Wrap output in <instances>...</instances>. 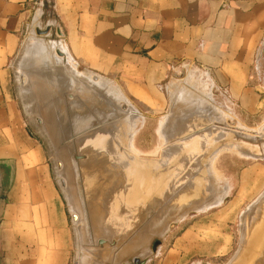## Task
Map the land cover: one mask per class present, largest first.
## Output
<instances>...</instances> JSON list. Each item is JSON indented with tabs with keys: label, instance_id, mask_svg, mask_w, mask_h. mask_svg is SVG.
<instances>
[{
	"label": "rangeland",
	"instance_id": "rangeland-1",
	"mask_svg": "<svg viewBox=\"0 0 264 264\" xmlns=\"http://www.w3.org/2000/svg\"><path fill=\"white\" fill-rule=\"evenodd\" d=\"M51 7V4L46 5V12L40 10L35 17L31 9L20 34L19 48L10 60V88L21 116L42 145L50 177L63 203L71 249L68 264H237L242 252L244 259L240 261H245L242 264H250L252 260V264H264V224L259 220L264 218V60L263 65L258 61V69L254 68L259 81L249 87L254 91L248 103L233 101L234 95L227 87L218 85L212 75L188 67L171 69L160 85L130 87L129 91L124 79L99 76L78 67L58 33L59 24ZM32 40L46 41L45 46L52 51L54 59L63 62L56 66L55 72L48 69L44 72L45 81L54 87L51 98L55 111L64 115L70 105L89 106L93 102L85 98L89 94L87 86L100 83L97 99L101 101L102 127L115 120L117 125L114 123L113 129L116 137L122 138V148L131 149L141 161H160L153 170L165 174L157 184L158 191L164 194L163 203L159 205V211L164 206L160 215L154 201L156 194L147 185L153 196L144 200L141 195L142 199L137 196L130 202L133 206L122 198L116 201V196L111 201L105 200L102 207L107 217L99 229L98 240L94 244L93 240L89 243L81 240L78 219H74L81 209L71 204L70 196L59 181L62 153L41 125L39 103L35 101V107L30 106L28 95L20 90L21 62ZM85 78L90 79L88 85L82 82ZM213 170L219 174L213 175ZM201 174L203 196L187 199L194 191H187L184 197V183ZM213 176L218 177H214V193L211 192ZM3 189L1 183L0 198ZM144 201L148 205L152 203L148 206ZM74 208H78L77 211ZM141 210L151 214L146 222L141 220ZM114 215L117 222L113 223ZM157 215L160 217L156 218V226L149 227ZM112 223L117 226L115 231ZM258 228L261 231L257 233ZM251 230L262 235L252 234ZM105 252L110 253L107 259L102 257ZM8 254L3 246L0 264H7Z\"/></svg>",
	"mask_w": 264,
	"mask_h": 264
},
{
	"label": "crops",
	"instance_id": "crops-1",
	"mask_svg": "<svg viewBox=\"0 0 264 264\" xmlns=\"http://www.w3.org/2000/svg\"><path fill=\"white\" fill-rule=\"evenodd\" d=\"M49 4L78 67L124 79L129 91L188 67L248 103L259 81L254 68L264 60V0H0V250L9 252L7 264H68L71 250L42 145L10 88V60L28 15Z\"/></svg>",
	"mask_w": 264,
	"mask_h": 264
},
{
	"label": "bare ground",
	"instance_id": "bare-ground-1",
	"mask_svg": "<svg viewBox=\"0 0 264 264\" xmlns=\"http://www.w3.org/2000/svg\"><path fill=\"white\" fill-rule=\"evenodd\" d=\"M40 31H43V30H40ZM41 39H43V38H41ZM37 42L32 40L31 44L28 46V48L24 52L25 54H23L24 57L22 56L23 60L21 62V67H20L21 72L19 73V76H18V81H19L20 87L22 88L20 90H22V93H25L28 95L29 100L31 102L30 106L35 107L34 106L35 101H37L40 105V107H38V108H39V110L41 109L40 110L41 117L39 116L40 118H42L41 120L39 118V120L41 121V125H42L44 131L48 134L49 138L53 141V143L54 142L57 143V146L55 145V147H57L58 150L62 153V155H61L62 159H59V160H62L63 164L61 163L58 166V167H60V168H58V169H60L59 173H58L60 184H61L62 188L64 189V191L67 193L66 195L70 196L69 200H70L71 204H73V206L75 205L76 207H79L81 209L79 216L76 218V219H78V222H77L78 223L77 231H79L78 234H79V236L83 242L85 241V242L89 243L91 240H93L92 241V243H93V242L98 240L99 229H101V227H102L101 225L103 224V222L106 220V217H107L105 215V211L102 207L103 203H105V200H107V199H110L109 201H111V199L116 196V201H118L119 198H122L126 201H129V203H130L132 201L134 202L135 197L139 196V198H140V195H141V197L143 199L142 198H140V199L144 200V197L148 196V198H149L150 195L153 196V194L150 193L151 191L147 187V185H149L152 188L153 193L156 194V196L154 195L155 196L154 201H155V206H156V208H158L157 210L159 211V205L161 203H163V198H164L163 195L164 194L162 195L161 194L162 192L160 193L158 191L159 187H157V184L159 182H161L160 179L163 178L164 173H161V171L159 173L153 172V170L156 169V165L160 164L159 163L160 161L150 162V163L146 160L141 161V160H139V158H135L130 147H129L130 151H127L125 148L121 147L122 138L116 137V135H117L116 130L113 129V124L114 123L116 124L115 120H113L114 122L112 124L109 123L110 124V125L108 124L109 126H107V127L103 126L102 127V122L104 120L101 119L102 117L99 113L101 101H99L100 99H97V96H100V95H98V92H97L98 89H101L100 83H96L93 81L94 83L91 84V86H90V85H88V83H89L88 79L89 78H85L84 80L82 79L83 80L82 82L88 85L87 88L89 90V94H88L89 96L88 95H86V96L84 95V96H85L86 100L89 99V101L92 100V102H93V103H90L89 106L83 104L84 106L82 108H79L76 105L75 106L70 105L71 106V107L69 106L70 109L68 108L69 110H67V112L64 113V115H63V113L54 110L55 104H54V100H52V98H51V96H52L51 93L54 89H52L53 86L51 85L50 82L45 81L44 72L47 69H48L47 71L55 72L56 66L57 65L61 66L63 64V62H61L60 59H56V60L54 59L55 57H54L52 51H48L47 47L45 46L46 41H45V43H42L41 40H40L41 43H37ZM58 47H59V45H58ZM51 48H52V46L48 47V49H51ZM50 75H51V73H50ZM58 77H57V79H58ZM51 78H52V75H51ZM60 79H63V78H60ZM82 82H80V83H82ZM83 87H86V85H84ZM63 88H64V86H63ZM70 90H72V89H70ZM80 90H82V89H80ZM79 92L81 93V91H79ZM182 92H183V90H182ZM110 94L111 93H109V95ZM22 95H24V94H22ZM70 97H71V95H70ZM113 97H115V96L113 95ZM26 99H27V97H26ZM65 99H66V97H65ZM66 102H67V100H66ZM80 104H81V102H80ZM66 105H67V103H66ZM186 106H187V104H186ZM67 107H68V105H67ZM183 108H185V107H183ZM36 112L37 111L35 109V113ZM88 116L90 117L89 119H88ZM86 118L88 119V121ZM38 121H37V123H38ZM86 126H88V127H86ZM111 128L113 130H111ZM124 136L127 137L125 135V133H124ZM128 136L130 137V135H128ZM122 145H123V143H122ZM231 146H233V145H231ZM235 146H234V148H235ZM131 155H133V156H131ZM216 156H218V155H216ZM153 165H155V166H153ZM205 171L206 170H204L203 172H205ZM211 172L213 173V175H215V173L217 171L215 172L213 170ZM202 176H203V174L199 175V177H197V179H195V177H193L194 179L192 178L189 182L184 183V186L182 187L183 188L182 192L184 194V197L188 193L187 191H189V193H191L190 191H194V192H192V195L190 194V196H186V197H188L187 199H195V198H199V197L203 196L202 191L205 192L204 188H203L204 182L203 181L200 182L202 180ZM215 176H213V178H212V180H213L212 181L213 182L212 188L213 189H211L212 190L211 192H213V193L216 190V186L214 185L215 178H216ZM166 188L168 189L169 186ZM154 190L156 191V193L154 192ZM148 200H150V199H148ZM148 200H147V202H148ZM151 201H153V198ZM144 202H146V201H144ZM147 202H146V205H148ZM151 203L152 202H150L149 205ZM116 206H118V205H116ZM142 206H143V204H142ZM120 207H121V204H120ZM122 207H124V206H122ZM70 208H71V206H70ZM162 208H160V209L162 210ZM195 208H197V207H195ZM74 209H75V211H77L78 208L77 209L74 208ZM160 211L158 212L159 215L161 214ZM142 212L143 211L141 210V212H140L141 213V220L143 222H146L151 214H149L148 211H147V213L149 215L146 212H143V213ZM159 215H157L151 221L149 227L151 226V228H152V227L156 226V223H157L156 218ZM109 219L110 218H108V220ZM116 220L117 219L115 216L113 223ZM259 220L261 222H263L262 224H264V218L263 217H260ZM119 222H121V221H119ZM148 222H150V221H148ZM113 223H112V226H113ZM151 224H153V225H151ZM263 226H260V227H263ZM114 228L112 229L113 231H115L117 229V226ZM118 228H119V226H118ZM259 229L260 228H258L257 233L259 231H261ZM148 231H150V229L147 231L145 230L144 235L147 234ZM254 232L252 234H255V235L261 234V233L257 234ZM263 232L264 231L262 230V233ZM115 234H116V232H115ZM253 237H254V235H253ZM261 242H259V243H261ZM93 244H92V246H93ZM250 248H252V247H250ZM248 251H244V253H247ZM250 253H247V254L251 255ZM109 256H110V253L105 252L102 257L107 259ZM98 258L100 259V257H98ZM243 259H244V257H243ZM243 261H241V262H243ZM252 262H253V260L250 262V264H252Z\"/></svg>",
	"mask_w": 264,
	"mask_h": 264
},
{
	"label": "water",
	"instance_id": "water-1",
	"mask_svg": "<svg viewBox=\"0 0 264 264\" xmlns=\"http://www.w3.org/2000/svg\"><path fill=\"white\" fill-rule=\"evenodd\" d=\"M74 219H76V217H74ZM240 255H241V256H239V258H237V261H236L237 264H238V263H241L240 260H242V257H243V255H244L243 252H242V254H240ZM241 264H242V263H241Z\"/></svg>",
	"mask_w": 264,
	"mask_h": 264
}]
</instances>
